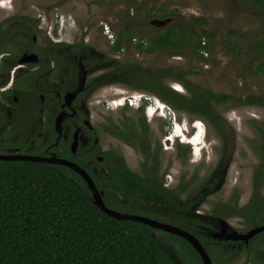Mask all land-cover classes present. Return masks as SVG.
Listing matches in <instances>:
<instances>
[{
    "label": "rangeland",
    "instance_id": "374dc122",
    "mask_svg": "<svg viewBox=\"0 0 264 264\" xmlns=\"http://www.w3.org/2000/svg\"><path fill=\"white\" fill-rule=\"evenodd\" d=\"M255 4L254 0L243 3L235 0H132V3L131 0H0V22L18 17L7 25V32L13 34L14 42L8 50L17 57L35 35L39 47H46L50 40L87 48L88 52L77 55V60L83 76L89 79L104 77L103 81L109 82L105 76L110 74L111 77L118 68L117 64L107 63H133L143 68L177 66L214 92L245 100L248 95L264 96V71H259L264 61L263 52L254 47L264 38V7ZM155 9L157 16L152 17ZM33 19H40L39 31L35 30ZM153 20L176 23L179 32L188 37L187 46L180 51L140 53L136 44L140 41L150 44L157 34L159 26L152 24ZM124 28L132 41L124 44L121 53L113 55L111 47ZM203 32L212 35L213 39L210 41L204 35L208 55L200 58L194 55L192 48L197 43V35ZM54 71L57 78L63 72ZM161 82L184 92L182 86L171 79L164 78ZM24 91L19 104L13 106L18 110L17 114L20 112L19 129L23 134L38 124L40 115L37 96L30 93L31 89ZM141 93L149 94L119 82L97 84L88 97L89 120L96 128L107 120H122V107H116L113 102L131 97L138 99L137 95ZM144 108L149 125L147 158L105 132H100V149L121 150L128 167L139 174L144 166L148 167L156 160L158 176L165 175L166 186L179 191L183 200L197 202L196 213L208 215L217 204L236 203L241 207L248 202L253 191V176L261 162L260 146L264 143L263 106L248 105L242 100L221 105L218 111L232 127L227 129L228 135H221L211 125L196 147L185 143V138L182 137L181 142L177 137L182 133L188 137L196 133L195 116L170 108L163 116L149 117L147 105ZM136 109L130 107L126 117L136 121ZM152 111L151 108L150 113ZM40 117L41 131L46 132L51 118L44 114ZM199 127L203 130V126ZM178 142L184 145L180 153L175 148ZM223 156L227 159L222 160ZM211 176L217 179L216 187L213 192L201 195L199 188ZM262 187L264 193V183ZM224 219L240 232L247 229L239 216H224ZM156 236L163 239L161 233L157 232ZM164 246L178 264H193L178 247L166 242ZM227 264L252 263L248 252L242 251Z\"/></svg>",
    "mask_w": 264,
    "mask_h": 264
},
{
    "label": "trees",
    "instance_id": "16d2710c",
    "mask_svg": "<svg viewBox=\"0 0 264 264\" xmlns=\"http://www.w3.org/2000/svg\"><path fill=\"white\" fill-rule=\"evenodd\" d=\"M254 2L257 7L264 6V0ZM156 13L155 9L152 17L157 16ZM16 19L17 16L0 22V52L8 50L14 43L13 34L7 32V25ZM32 22L35 30L39 31L40 19H33ZM18 25L19 22L16 27ZM156 30L152 43L140 41L136 44L140 53L180 51L188 44L187 35L181 34L174 22L162 28L157 27ZM204 35L210 41L213 39L212 35L203 32L197 35V43L192 48L194 55L200 58H203L202 54L208 48V45L203 44ZM131 41L132 38L124 28L118 33L111 53H121L124 44ZM29 45L30 50L35 48L32 38ZM254 47L262 50L261 57H264V38ZM40 50L41 57L56 60L58 66L67 61L70 55L88 52L81 45L68 46L50 40ZM107 64H117L118 68L111 77L110 74L105 76L109 81L124 83L137 91L151 93L174 110L200 118L223 135H228L226 128L229 123L218 111V106L242 100L248 105L264 107L263 95H248L244 100L236 99L231 94L215 93L190 79L189 72L177 66L143 68L133 63ZM259 71H264V61ZM164 78L182 84L187 94H181L162 83L161 79ZM32 81V77L26 75L17 86L21 87ZM100 82L102 80L94 79L91 85ZM136 113V122L132 120L122 127H114L111 133L133 145L135 140L138 150L146 149L143 152L147 158L149 125L144 115V106L136 109ZM178 149H182L179 143ZM260 149L262 161L255 172L253 196L249 203L242 207L236 203L217 205L214 219L222 215H236L243 217L251 228L264 224V195L260 193L264 183V143ZM26 153L22 152V155ZM99 153L96 148L94 152L79 153L77 157L70 154L64 157L84 167L86 157L93 159ZM29 154L48 156L43 147ZM58 155L63 156L60 151ZM102 155L105 168L99 169L98 175L91 169L86 168V171L97 189L104 192L103 200L108 208L130 215L152 217L186 230L203 244L213 264H227L239 254L237 249L233 250L227 243L209 236L208 231L211 232L210 229L214 228V225H210V219L194 212V202L181 203L180 195L166 188L163 177L156 174L143 176L132 172L112 150ZM226 159L223 156L222 160ZM151 163L158 168L156 160ZM207 183L199 190L204 192L213 189L209 180ZM157 232L163 235V239L156 236ZM164 242L178 247L193 264H203L198 251L186 239L153 229L139 221L107 215L95 204L93 193L85 179L71 168L42 162L0 160V264H178L167 251ZM258 244L264 245V232L250 242L248 251L252 257L248 255V258L252 264H264V258H259L260 254L254 250Z\"/></svg>",
    "mask_w": 264,
    "mask_h": 264
},
{
    "label": "flooded vegetation",
    "instance_id": "af4514ba",
    "mask_svg": "<svg viewBox=\"0 0 264 264\" xmlns=\"http://www.w3.org/2000/svg\"><path fill=\"white\" fill-rule=\"evenodd\" d=\"M235 1L236 3L244 2V0H235ZM32 39L35 44V48L33 50H30V45L28 43V45L23 48V52L20 57H17L15 54L10 52L9 50H3L0 52V154L16 155V154H22V152H27L26 154H29L30 152H35L38 148L43 147L44 152L48 156H42V157L57 156L59 158L70 160L67 157H64V155L68 156L70 154L72 156L77 157V154L79 153L81 154H86L87 152L91 153V152H94L96 148H98L100 151L99 155L98 154L94 155L95 159L94 158L89 159L88 157H86L87 161H85V166H84L85 169L86 168L91 169L93 173L98 175L99 169L103 170L105 168V165L103 164L104 157L102 154L109 151V150L102 151L100 149V146H98V141L100 139V132L101 133L105 132L106 134L132 147L139 154L144 156L145 154L144 152L146 149L138 150L136 148L135 140H133L135 145L127 143L123 141L122 138L118 137V135L113 134V132L111 133V130H113L114 127H122L124 123L132 122L133 119H129L126 117L127 112L130 110V107H136L138 109L139 107H142V106L146 107L147 105L146 114L149 117L163 116V112L166 109H170L171 107L168 104H166L163 100H161L159 97L151 93L149 94L141 93L137 95L138 99L136 97H131V98H126L119 103H116V101H114L113 104L116 107H122L123 119L120 121L111 120L110 122L107 120V122L105 124H102L100 128L99 127L96 128L95 126L92 125L91 121L89 120V112L87 111V103L89 100L88 97H89L90 91L93 89L94 86H96L97 84L110 83L111 81L103 82L102 77H96V78H91V79L87 78L86 76L84 77L80 69V63L77 60V55L68 56L67 61H64L63 63H59V66L57 65L58 63L56 62V60L50 59L54 63H48V60H47L48 58L41 57V54H42L40 50L41 47L38 46V42L36 41L37 40L36 36L34 35ZM203 44H206L205 40L203 41ZM31 53H35L39 56V60L37 62L20 63V59L24 56V54H31ZM202 55L203 57L204 55L205 56L208 55L207 51H205L204 54ZM70 59L72 61H70ZM50 66H53V69H50ZM36 67H39V68L37 70H33ZM55 69H59L60 72L63 70V72L60 74V76H58V78L54 71ZM26 75L31 76L33 81L27 84H22L21 87H18L17 83L21 82L22 79ZM94 79L95 80L100 79L102 80V82L97 83L96 85L92 86L91 81ZM178 84L182 86V84L180 83ZM167 86L170 87L169 85ZM170 88L181 94H187L183 86L182 88L184 89V92L180 91L179 89H174L172 87ZM25 89H31L30 93L37 96L38 101L40 103V106H39L40 115L44 114V115H47L48 117L50 116L49 118H51V120H49L50 123L48 125V129L46 130V132L41 131L40 122L42 121V119L40 120L41 118L40 115H39V120H38L37 125H34L25 134L20 132V129H19L20 112L17 114L18 110L13 106L14 105L17 106L19 104L20 102L19 98L23 93H25L24 91ZM215 93H218V92H215ZM10 94H13V96L11 95L12 96L11 102H10V99H11ZM148 97L152 98L154 100V103L147 101ZM151 108L153 109L152 113H150ZM177 112H183V111H177ZM60 114L64 115V119L61 125V135L58 133L56 129V119ZM144 115H145V108H144ZM145 118H146V115H145ZM223 118L225 119L226 122H228L224 116ZM146 121L148 124L147 118H146ZM195 121L196 122L193 123V126L197 128V131L193 136L188 137L184 133H182V135L180 134L177 136L178 138H180L181 142H183L182 140V137H183L186 139L185 143L192 145L194 147L201 144V137H206V130L207 128L210 129V126H208L200 118L196 117ZM199 125H201V128L203 126V130H200ZM228 128L229 129L232 128L230 123L228 124L226 131H228L227 130ZM138 132H140V129L138 130ZM75 133H78V145L76 147V151L73 152L72 144H73V138H74ZM220 134L223 135L221 132ZM46 135L47 137H45ZM148 136H149V127H148V133H147V143L150 147ZM178 143L175 144V148L177 152L180 153L184 145L179 143L181 144L182 149H178ZM110 150H112L115 154H117L120 157V159L123 161L124 165L129 170H131L126 163L121 150H114V149H110ZM58 151H60L63 156H59ZM260 152H261V149H260ZM29 155L40 156V155H34V154H29ZM261 161H262V153H261ZM72 162H75V161H72ZM158 165L159 164L157 163V166ZM153 174H156V176H158L159 169L156 168V166L154 167L153 164L150 163L148 167H144L140 171L139 175H143V176L149 175L150 176ZM213 176L209 177L205 183H207L209 180V183L212 185V188L214 189L217 185V183H215L217 179H214ZM254 176H255V173H254ZM254 176H253V181H254ZM159 177H163L165 179V175L159 176ZM165 186H166V182H165ZM166 188H168L169 190H174L167 186ZM253 188H254V184H253ZM213 189H210L204 192L200 190V194L207 195L209 194V192H213ZM174 191L180 195L179 201L181 203L194 202L195 204L193 205L192 209L196 213V210H197L196 203L197 202L190 201V200L185 201L181 198V193L179 191L177 190H174ZM260 193L261 195H264L263 187L261 188ZM103 195H104V192H103ZM252 196H253V191H252V194L248 202L245 205L249 203ZM217 205H224V204H217ZM217 205L215 206V209ZM196 214L202 215L199 213H196ZM139 216H143V215H139ZM203 216L208 217V219H210V225H214V228L210 229L211 232L208 231V234L211 238H212L211 234L213 232L219 231L221 229V225H224L221 223V220L226 221V224H227L226 232L227 233H231L233 230H235L240 234H247L248 232H250L251 230L255 228L264 227V224H261V225L255 226L254 228H251L250 224L247 223V221L244 220L243 217L239 216L240 218L243 219L244 224L247 227V229L244 232H240L239 230L231 227L230 223L226 219H224V216L228 217L231 215H222L214 219L213 217L214 210H213L212 213L208 215L203 214ZM144 217H147V216H144ZM147 218L154 219L152 217H147ZM163 223H166V222H163ZM166 224H170V223H166ZM170 225H173V224H170ZM262 232L264 231H261L257 233L255 236L249 238L247 242L245 240H234V239H228V240L215 239V240L227 243L233 250L237 249L238 251H240L239 254L242 251H247L248 255L252 257V255L249 254L250 251H248L250 242L254 239V237H256L258 234ZM254 250L260 254L258 255L259 258H264V245L258 244L257 248H255Z\"/></svg>",
    "mask_w": 264,
    "mask_h": 264
},
{
    "label": "water",
    "instance_id": "95a60500",
    "mask_svg": "<svg viewBox=\"0 0 264 264\" xmlns=\"http://www.w3.org/2000/svg\"><path fill=\"white\" fill-rule=\"evenodd\" d=\"M168 23H169V20H166V21L153 20L152 21V24L157 25L159 27H162ZM38 60H39V56L35 53L24 54V56L20 59V63L37 62ZM63 119H64V115L62 114H60L56 119V129L60 135H61V125H62ZM72 145H73L72 151L75 152L76 147L78 145V133H75ZM0 160H21V161H27V162H42V163L58 164V165L67 166L71 168L72 170L76 171L79 175H81L85 179V181L87 182L89 188L91 189L93 193V199H94L95 204L97 205L98 208H100L107 215L111 217H115L117 219H128V220L139 221L153 229H158V230H162L168 233L178 235L186 239L190 244H192V246L198 251V253L202 257L203 264H213L203 244L199 241L198 238H196L195 236H193L191 233L187 232L186 230L181 229L177 226L166 224V223H163V222L151 219V218H147L144 216L130 215V214L121 213L117 210L108 208L103 200V192L97 189L94 180L88 174L86 169L84 167L79 166L75 162H72L67 159L59 158L57 156L42 157V156H32L29 154H25V155L0 154ZM221 223L224 225H221V229L219 231L213 232L211 234L212 238L218 239V240H223V239L225 240H228V239L245 240L247 242L249 238L255 236L257 233L261 231H264V227H258V228L251 230L247 234H240L235 230H233L231 233H227L226 232L227 231L226 221L221 220Z\"/></svg>",
    "mask_w": 264,
    "mask_h": 264
},
{
    "label": "clouds",
    "instance_id": "9594fccd",
    "mask_svg": "<svg viewBox=\"0 0 264 264\" xmlns=\"http://www.w3.org/2000/svg\"><path fill=\"white\" fill-rule=\"evenodd\" d=\"M147 101L154 103V100L150 97L147 98Z\"/></svg>",
    "mask_w": 264,
    "mask_h": 264
},
{
    "label": "built area",
    "instance_id": "2783aa9c",
    "mask_svg": "<svg viewBox=\"0 0 264 264\" xmlns=\"http://www.w3.org/2000/svg\"><path fill=\"white\" fill-rule=\"evenodd\" d=\"M110 32V30H109V28H108V31H107V33H109Z\"/></svg>",
    "mask_w": 264,
    "mask_h": 264
}]
</instances>
